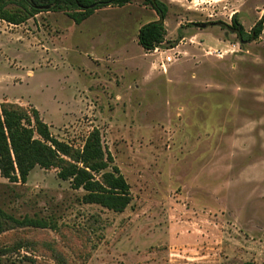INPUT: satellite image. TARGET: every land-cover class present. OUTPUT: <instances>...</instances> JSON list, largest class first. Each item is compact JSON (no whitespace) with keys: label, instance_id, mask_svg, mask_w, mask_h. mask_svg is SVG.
I'll list each match as a JSON object with an SVG mask.
<instances>
[{"label":"rangeland","instance_id":"1","mask_svg":"<svg viewBox=\"0 0 264 264\" xmlns=\"http://www.w3.org/2000/svg\"><path fill=\"white\" fill-rule=\"evenodd\" d=\"M162 1L151 52L143 0L81 24L0 20V104L36 108L76 148L99 129L131 192L116 211L54 168L0 176V264H264V31L241 43L225 26L250 31L264 0Z\"/></svg>","mask_w":264,"mask_h":264},{"label":"trees","instance_id":"2","mask_svg":"<svg viewBox=\"0 0 264 264\" xmlns=\"http://www.w3.org/2000/svg\"><path fill=\"white\" fill-rule=\"evenodd\" d=\"M133 0H0V20L21 25L44 11H63L81 24L96 10L125 6ZM158 16L140 27L138 43L151 52L165 41V20L169 7L162 0H143ZM14 4V6H11ZM241 43L256 41L264 31V13L247 31L237 14L226 25ZM112 154L105 149L99 129H93L82 148L58 139L36 108L11 102L0 104V176L10 183H27L37 167L56 169L57 176L69 181L75 190L85 191L84 199L116 211L130 203V184L119 168L112 165Z\"/></svg>","mask_w":264,"mask_h":264}]
</instances>
